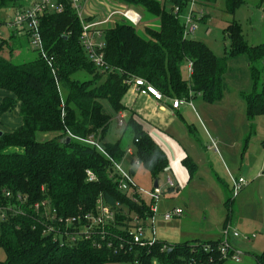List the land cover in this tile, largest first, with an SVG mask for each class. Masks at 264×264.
<instances>
[{
	"label": "trees",
	"instance_id": "16d2710c",
	"mask_svg": "<svg viewBox=\"0 0 264 264\" xmlns=\"http://www.w3.org/2000/svg\"><path fill=\"white\" fill-rule=\"evenodd\" d=\"M57 1L63 4L62 11L45 13L39 20L43 50L52 57L50 64L36 51L33 59L18 63L5 55V45L11 54L23 40L28 44V37L21 40L10 34L14 43L7 45L5 39L0 45V89L12 94L2 99L0 113L18 103L22 119L18 127L0 135V202L7 201L6 192L21 194L28 204L45 200L58 215L71 217L95 211L101 200L114 211L115 219L105 226L103 236H95L99 247L91 239L62 244L42 233L38 216L27 205L21 215L0 220V247L5 253L0 264H152L153 260L157 264H224L226 259L216 250L219 240L185 241L164 249L163 241L151 245L130 241L131 214L144 221L153 211L135 187L129 195L119 189L115 163L122 164L126 148L119 140L110 142L107 135L112 117L118 121V114L126 110L124 80L128 76L146 80L168 98L192 101L200 96L216 104L227 89L229 62L238 58L247 62L248 83L238 91L245 119L252 122L264 115V42L248 45L240 26L231 23L223 30L231 42L228 56L219 57L204 41L183 37L179 17L189 0H112L138 9L148 25L140 32L118 17L104 27L98 40L103 42V59L112 70L101 71L87 56L81 22L70 1ZM213 1L197 0V4ZM228 1L231 9L243 2ZM24 4L23 0H0V11ZM188 60L192 62L189 76ZM123 124L133 135L130 163L142 164L156 179L167 166L165 152L143 129L134 111H128L119 125ZM37 133L54 135L38 140ZM89 136L101 150L81 141ZM188 166L192 178L195 165ZM87 169L95 180H87ZM129 173L133 174L132 168ZM230 213L229 209L226 220ZM204 245H209L208 250L204 251ZM255 264H264V251L255 256Z\"/></svg>",
	"mask_w": 264,
	"mask_h": 264
},
{
	"label": "rangeland",
	"instance_id": "374dc122",
	"mask_svg": "<svg viewBox=\"0 0 264 264\" xmlns=\"http://www.w3.org/2000/svg\"><path fill=\"white\" fill-rule=\"evenodd\" d=\"M83 1L85 2L81 0V3ZM103 3L99 0L93 1L95 8L100 6L104 9L101 5ZM119 5L123 4L118 3L114 7L123 8ZM230 6L233 5L228 0H214L211 4L202 6L203 17L196 19L194 39L204 41L219 57L228 56L231 42L223 30L231 23L240 26L242 36L248 45L264 42L262 18L264 0H243L233 9ZM12 10L13 8H8L0 11V26L10 20ZM135 11L141 14L138 9ZM188 11V6L182 11L179 17L182 23L185 22ZM101 12L99 10L97 15ZM118 17L115 16L113 19ZM111 22L108 25H111ZM146 25L148 24L143 16L136 29L143 32ZM2 33L7 45L13 42L9 39L10 34L5 27H2ZM22 42V46L14 47L11 54L8 52L9 47L4 46V53L11 61L18 63L35 57V51L27 41ZM240 59L242 58L229 62L230 71L226 75L227 89L220 102L208 104L197 96L192 99V106L181 104L179 113L175 114L174 122H171L170 126L159 129L157 122L142 123L143 129L156 141L167 157L166 168L156 176L157 188L154 187V177L142 164L130 163L128 156L123 158L121 164V169L126 172H129L130 168L133 169L132 183L146 205L152 204L151 193L158 191L153 215L144 221L139 219V222L145 225L144 239L154 237L165 242L166 246L185 241L214 240L218 237L221 240L225 228L229 226V243L234 250L240 252V260L228 258L224 264H255V256L264 251V178L255 177L256 173L262 170L261 167H264V115L256 117L252 122L245 119L244 103L238 96V91L240 88L245 90L248 83L247 62ZM182 72L186 77L184 67ZM235 95L236 101L231 103L235 100ZM105 106L109 111V106ZM15 124L18 123L7 125V128H14ZM53 135L36 134L38 140L51 138ZM107 138L110 142L119 140L122 147L133 149L132 131L124 124L119 125L114 117ZM212 141L215 142V146L208 148ZM186 159L188 164L195 165V174L192 178L189 176ZM239 174L247 184L234 195L231 181L240 177L237 176ZM167 177L172 181L171 186L167 184ZM124 192L129 195L133 188ZM232 201L233 206L230 204ZM173 206L181 207L182 215L165 220L163 213ZM232 207L236 219L249 222L248 227L241 229L236 223L229 224L226 221L227 212L230 208L232 210ZM232 231L238 232L239 237H232ZM252 235H255V238L247 241L246 237ZM4 260L5 253L0 247V262Z\"/></svg>",
	"mask_w": 264,
	"mask_h": 264
},
{
	"label": "built area",
	"instance_id": "2783aa9c",
	"mask_svg": "<svg viewBox=\"0 0 264 264\" xmlns=\"http://www.w3.org/2000/svg\"><path fill=\"white\" fill-rule=\"evenodd\" d=\"M23 1L25 2L24 6L13 8L10 20L0 26V45L5 40L2 33V27H5L9 34H14L18 37H28V44L33 51L40 53V55L50 64L52 57H47V53L43 50L39 20L45 13L61 12L63 4L57 0ZM69 1L81 22V41L90 62L97 66L101 71L112 70L106 65L103 59V54L101 52L103 42L98 40L103 28L110 24L115 16H119L130 22L132 25L137 26L141 21V15L133 8L126 5H119L123 8L112 6L101 9L89 7L88 3H85L84 1L81 3V0ZM114 4L117 5L118 2H114ZM197 5V0H189V11L186 14L185 22L183 23L184 38L193 37V34L197 29L196 19L197 17H203V11ZM99 10L102 12L100 15H97ZM177 11V7H174V13H177ZM88 17H92L90 21L86 20ZM262 18H264V13L262 14ZM186 67L189 76L192 72V62L190 60L187 61ZM124 83L127 86L125 96H127L126 99H128V101L131 100V98L132 100H135L138 97H145L152 98L156 102H168L170 103L171 108H179L181 104L192 106L191 100H180L178 98H168L163 96V94L153 85L140 77L128 76L124 80ZM125 117L124 111H121L118 114L119 124H122V120ZM81 141L100 149L98 143L92 136L81 139ZM211 146H215L214 141H212V145H208L207 147L210 148ZM132 153V148L126 149V154L132 155ZM115 169L118 174V187L120 190L128 192L131 187H135L132 183L130 173L122 170L120 163H115ZM86 177L88 181L95 180V176L89 169L86 170ZM167 184L170 186L172 185V181L169 177H167ZM245 185L246 181L243 177L232 179L233 194L236 195ZM5 197L7 198V201L5 203L0 202V220H6L9 216L21 215L24 211V207H27L28 205L38 216V222L42 225V233L50 235L54 241H60L62 244L74 243L79 239H91L93 245L99 247L101 244L95 239V236L98 234L103 236L105 226L112 223L115 219L114 211H112L101 200L97 201L95 211L85 212L79 216L63 217L58 215L56 210L45 200L28 204L26 196L21 194L13 196L10 192H6ZM151 197L152 204L149 205V208L154 212L156 210L154 201L158 199V191L155 190V192H152ZM182 213L183 211L181 207H172L163 213V218L165 220H170L172 218L180 217ZM133 215H131V219L129 220L130 226L127 232L130 241L134 244L140 245H151L158 241L154 237L152 239L143 238L145 225L139 222L140 218L137 215ZM231 235L234 238L239 237V234L236 231H232ZM254 236L255 235H252L251 237L246 238L249 240ZM229 241L230 231L229 226H227L224 230L222 239H219L216 250L219 256L223 259L231 258L234 261H239L240 252L234 250ZM106 245L111 247V242L108 241ZM164 248H166V245L162 246V249ZM208 248L209 245H204V251L208 250ZM135 264H139V262H136ZM152 264H157L156 260H153Z\"/></svg>",
	"mask_w": 264,
	"mask_h": 264
},
{
	"label": "crops",
	"instance_id": "0c3cea01",
	"mask_svg": "<svg viewBox=\"0 0 264 264\" xmlns=\"http://www.w3.org/2000/svg\"><path fill=\"white\" fill-rule=\"evenodd\" d=\"M93 1L94 0H85V3H88L89 7L95 8ZM99 1L101 3L104 2L103 4H101L104 9L115 6L114 2L111 0H104V1L99 0ZM200 7L204 10L202 6ZM98 8H100V6ZM11 96L12 94L10 92L0 89V103L4 97H11ZM235 101H236V95H235V100H233L231 103ZM124 105L126 106V111H124L125 116H127L129 110H132L136 113V117L141 123H145V121L157 122L156 125L159 129H162L165 126H170V123L174 122L173 119H174L175 114L179 113L178 111L180 110V107L171 108L170 103L168 102L167 103L158 102V101L156 102L152 98H145V97H138L135 100H132L131 98V100L129 101L128 99L124 98ZM21 122H22V119H21V116L19 115V104L18 103L12 109L7 110L4 113H0V130L3 132H11L13 129L18 127L21 124ZM12 123H18V124H15L16 127L14 126V128H10V127L7 128L8 127L7 125H11ZM125 156L126 157L128 156L129 158L131 157L130 154H127ZM263 168L261 167L262 170ZM262 170L256 173L255 175L256 179L264 178V175L262 174ZM237 176L243 177L241 174ZM230 204L231 206H233V201L230 202ZM173 207H177V206H173ZM230 212H231L230 216L226 220L227 222H229V224L236 223V225L240 227L241 229L248 227L249 222L245 223L240 219H236L233 213V207H232V210L230 208ZM254 238L255 236L247 241H252ZM214 240H219V237Z\"/></svg>",
	"mask_w": 264,
	"mask_h": 264
},
{
	"label": "water",
	"instance_id": "95a60500",
	"mask_svg": "<svg viewBox=\"0 0 264 264\" xmlns=\"http://www.w3.org/2000/svg\"><path fill=\"white\" fill-rule=\"evenodd\" d=\"M2 134V131L0 130V135ZM70 137H67V140H69ZM158 186V181L157 179L154 180V187L156 188Z\"/></svg>",
	"mask_w": 264,
	"mask_h": 264
}]
</instances>
